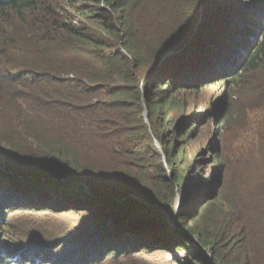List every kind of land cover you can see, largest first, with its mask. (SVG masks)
I'll return each mask as SVG.
<instances>
[{"label": "trees", "instance_id": "1", "mask_svg": "<svg viewBox=\"0 0 264 264\" xmlns=\"http://www.w3.org/2000/svg\"><path fill=\"white\" fill-rule=\"evenodd\" d=\"M253 1L244 0L242 6L235 0H66L63 8L59 0L0 1V171L14 169L20 171L17 178L46 180L43 173L26 172L40 165L44 173L70 178L71 185L61 190L68 197L85 201L87 187L103 197L97 202L65 203L62 213L85 210L97 215L105 207L108 216L114 217L118 208L109 197L127 199L126 217L116 218L110 229L95 227L100 231L95 239H88L90 229H82L75 238L80 246L69 247L74 232L70 237H44L47 242L35 233L46 246L50 243L40 258L33 255V241L26 238L9 243L8 251L1 248L10 233L4 215L13 206L0 202V264H50L48 253L51 264H143L140 258L147 248L159 246L155 249L173 254L184 251L187 256L176 258L177 264H264V144L255 169V191L244 201L215 198L213 203L204 202L197 223L182 227L179 233H171L169 221L157 211L152 212L158 218L147 233L139 229L147 213L140 203H155L149 198L151 192L146 193L148 184L170 187L174 193L191 175L181 174V167L187 174L205 164L204 154L188 168L177 160L182 141L211 112L202 119L189 116L182 129L175 122L170 129L166 115L188 114L192 96L201 93V85L221 84L223 94L232 86L256 82L264 71V3L245 8ZM15 27L18 35L10 34ZM222 31L235 40L226 56L221 47L214 51L221 58L214 62L220 65H214L198 47L206 36L217 39ZM191 36L183 51L159 65L166 51ZM232 93L229 90L222 97L221 126L228 125ZM216 98L212 104L222 100ZM144 110L149 127L144 125ZM188 123H192L190 129ZM153 140L164 153L171 150L167 168L172 182L167 181L162 166L147 163L148 144ZM161 193L155 191V197L164 202ZM200 197L186 199L191 213L205 199ZM186 219L191 222L188 215ZM145 236L152 247L141 245ZM128 240L133 248L123 247ZM68 248L72 251L67 253Z\"/></svg>", "mask_w": 264, "mask_h": 264}, {"label": "rangeland", "instance_id": "2", "mask_svg": "<svg viewBox=\"0 0 264 264\" xmlns=\"http://www.w3.org/2000/svg\"><path fill=\"white\" fill-rule=\"evenodd\" d=\"M49 1L51 2V0ZM243 1L244 0H235V3L242 5ZM258 1H263L262 3H264V0H254L252 3L247 4L245 8H253V4H257ZM59 3L62 8L65 5L67 6L66 0H59ZM200 4L201 3L199 2L198 7L202 9V5ZM240 10L241 9H236L237 12ZM69 11L71 10L69 9ZM203 11L204 10H201L202 13ZM211 18L212 17H209V19ZM201 27H203V24ZM15 29L16 27L12 30L13 32L10 31V34L18 35V33H16L17 30ZM19 35L22 37L23 33L19 31ZM210 36H212V38L209 36L205 37L204 43H200L201 47H198V50L200 53L204 52V56L210 57L211 62H213L214 65H220L214 63L219 62L218 60L221 59L219 55H216V53L214 54V51L221 47V50H223V53L221 54L226 56L225 51L230 47V44L234 42L235 37L230 33L223 31L217 35V39L213 35ZM32 56L33 52L29 55V58ZM225 65L228 67L226 63ZM196 66H199V63L194 65V67ZM216 68H218V66L213 68L215 72L217 70ZM232 87L221 94L223 89L221 84H215L207 88L201 85V93H196L192 96L194 101H191L190 107L186 111L188 114L181 115L179 113H169L166 115L165 120L168 121L167 125L170 129L174 125V122L177 125H180L182 129L190 119L189 116L196 114L195 117H201L202 119V117H204L203 115L211 112L210 118L205 121L202 120L197 122L198 124L189 134V137L182 141L184 144L183 151L182 154L180 153L177 160V162L180 161L179 164L185 163L188 168L194 162V159L200 158V156L204 154L206 155L205 164H203L201 170L191 172L187 170V174L181 167V169H179L180 173L182 172L185 173V175H191L186 181H184L181 188L176 187L174 193H172L170 187L162 188L160 185H153V187L148 184L149 191L146 190V193L150 194L151 192V197L149 198L153 199L155 203H140L144 211L147 212L145 219L140 224L139 228L145 232L144 234L147 233V228L152 226L150 223L157 221L158 217L154 216L152 212H159V216H162L169 221V226L173 230L171 233H179V231L183 229L182 227L186 225L192 227L197 223L200 214H202V203H213L215 198L218 200L220 198H227L232 202H240L245 200V196H249L250 191H255L253 190L256 188L255 169L258 163H260L262 147L264 144V71L256 76V82L252 83V81H246L239 86ZM229 90L233 91L231 100L233 102V107L227 115L228 125L225 126L226 123H224V126H221L220 121L224 115H220V113L225 106L222 97H224V93L226 95ZM182 96L183 95H181V97ZM217 96L220 97V99L222 98V100L212 104V99ZM193 105L195 107L194 110H192ZM142 116L144 125L149 127L148 111L144 110ZM220 116L221 119H219ZM1 122L2 119L0 116V131ZM191 126L192 123L190 125L188 123L186 127L187 129H190ZM49 134L51 135V132H49ZM148 146L147 151L150 156L145 157L147 158V163L149 165L156 164L157 166H162V171L166 170V173L168 174L167 177L169 179H167V181L172 182V173L169 172L170 170L167 168V161L171 150H169L168 154L164 153L160 144L154 140L153 142L151 141ZM36 166L37 167L30 168V170H26V172L37 173L38 175L43 173V175H46L47 177L46 180L39 181L17 178L15 175L20 171L16 172L14 169L5 172L0 171V188L5 187L0 192V202H3L5 205L13 206L10 213H5L6 215H4L10 225L6 230L10 233L8 234L9 236L1 241V248L7 250L9 243L14 244V240H24L26 238L33 241L32 247L34 250L32 252H35L33 255L40 258L41 256L44 257L46 254L44 253L46 252L45 248L48 247L50 243H47L46 246V244L42 243L39 238L34 237L35 233L41 235L43 238H57L58 236L70 237L69 234L74 232V238L70 237L73 242H71L69 247H77L82 244H78L79 238H75L80 235V231H84L82 229H90L91 232L88 235V239H95L100 233L95 227H101L102 225L103 230L106 228L110 229L111 225L116 223V218L126 217L123 213L126 212L127 209L125 202L127 199L112 196L109 197V201L117 205L118 216H108V211L105 207L101 208L99 210L101 214L98 212L97 215L85 212V210L62 213L61 211L64 209L61 208V206L65 203L76 205L78 202H97L100 199H103V197L94 195L92 189L89 187L85 188L87 194L85 201L81 198L68 197L65 192L61 190H64L63 188L71 185L69 177L44 173V171L39 168L41 167L40 165ZM161 175L164 176L163 172ZM155 191L159 193L161 191L162 197L166 201L163 202L157 199L155 197ZM198 195H201L200 198L205 199H201L202 201L195 209V212H193V215V213H191L192 208L187 209L185 207V201L190 197H198ZM219 207L221 206L219 205ZM41 208H45V210ZM26 209L29 210L26 211ZM1 214H3V212H1ZM1 214L0 219L3 217ZM99 214L101 216H98ZM186 215L191 218V222H189V219L183 221V218ZM187 231L188 230L186 229L185 233H187ZM143 238L142 246H153L149 236ZM192 240L194 243H197L195 238L192 237ZM47 241L48 240L45 239V242ZM133 244L132 241L128 240L124 243L123 247L133 248ZM148 248L146 250L147 253L144 251L146 255L141 254L142 256L140 259L143 264H177L175 261L176 258L187 256L184 251L179 252V254H173L163 251L162 249H155L162 248L160 246L153 247L152 249ZM68 249L67 253L72 251L70 248ZM202 249L203 248L200 250L202 251ZM48 254L49 257H47L46 260L51 264V253ZM55 255L60 256L61 254ZM118 255L119 253L113 254V258H111L110 261H113L112 263L116 262L115 259H117Z\"/></svg>", "mask_w": 264, "mask_h": 264}, {"label": "water", "instance_id": "3", "mask_svg": "<svg viewBox=\"0 0 264 264\" xmlns=\"http://www.w3.org/2000/svg\"><path fill=\"white\" fill-rule=\"evenodd\" d=\"M197 28L194 29V31L191 33V35L195 34ZM193 36L187 38L182 44L181 46H179L178 48H171L169 49L168 51H166L160 58H159V65H161V63L165 60V59H168L172 56H174L175 54L183 51L186 46H187V43L192 39ZM146 114V113H145ZM19 177H22L21 175H18ZM24 177H28V178H32L31 175H26ZM106 193H110V192H106ZM129 197L133 198V199H140L137 195L135 194H131ZM202 252L207 256L208 260L210 262H213V259H212V256L206 252L205 250L202 249Z\"/></svg>", "mask_w": 264, "mask_h": 264}]
</instances>
